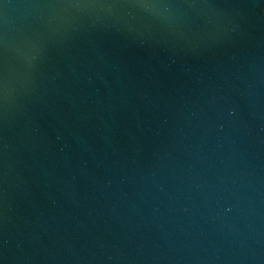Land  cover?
<instances>
[{"label":"water","instance_id":"1","mask_svg":"<svg viewBox=\"0 0 264 264\" xmlns=\"http://www.w3.org/2000/svg\"><path fill=\"white\" fill-rule=\"evenodd\" d=\"M0 264H264V0H0Z\"/></svg>","mask_w":264,"mask_h":264}]
</instances>
